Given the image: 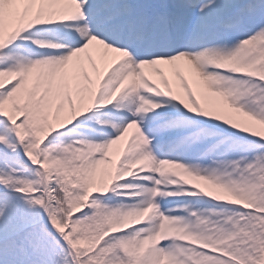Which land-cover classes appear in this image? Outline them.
Instances as JSON below:
<instances>
[{"label":"snow or ice","instance_id":"1","mask_svg":"<svg viewBox=\"0 0 264 264\" xmlns=\"http://www.w3.org/2000/svg\"><path fill=\"white\" fill-rule=\"evenodd\" d=\"M0 264H264V0H0Z\"/></svg>","mask_w":264,"mask_h":264}]
</instances>
